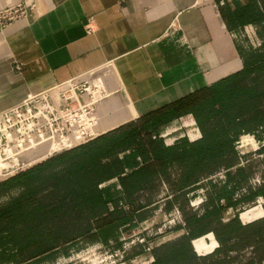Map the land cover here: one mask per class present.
Listing matches in <instances>:
<instances>
[{
  "label": "trees",
  "instance_id": "16d2710c",
  "mask_svg": "<svg viewBox=\"0 0 264 264\" xmlns=\"http://www.w3.org/2000/svg\"><path fill=\"white\" fill-rule=\"evenodd\" d=\"M221 11L234 28L262 24L263 42L259 48L242 53V68L0 180V264H35L58 248L66 252L79 239L104 243L117 240L123 225L135 227L149 217L145 205L133 207L136 192L157 177L168 176L174 164L179 170L173 183L178 191L221 167L228 170L225 182L214 190L201 215L185 212L186 231L152 247L151 264H202L205 258L197 254L192 240L209 232L219 243L214 253L231 242L264 239V218L247 223L238 216L220 220L223 206L264 196V181L237 199H233L230 187L231 182L238 185L249 177L243 165H238V135L260 132L264 139V0L261 4L247 0L234 9L227 4ZM188 114L193 116L201 136L195 140L184 136L167 145L159 135L160 129ZM258 153H264V146ZM233 166L234 172L229 170ZM112 179L116 180L100 186ZM12 190L17 192L13 194ZM4 195L7 198L1 199ZM47 196L52 206L55 199H61L60 208L67 206L70 221L83 225L52 235L53 230L42 225L49 212L45 207L50 204L43 201ZM124 203L130 208L126 209Z\"/></svg>",
  "mask_w": 264,
  "mask_h": 264
},
{
  "label": "crops",
  "instance_id": "0c3cea01",
  "mask_svg": "<svg viewBox=\"0 0 264 264\" xmlns=\"http://www.w3.org/2000/svg\"><path fill=\"white\" fill-rule=\"evenodd\" d=\"M18 1L0 0V8ZM227 4L231 7L230 0H36L26 18L0 32V107L97 70L112 91L99 104L97 132L135 119L239 70L242 53L250 49L245 42H263L260 30H247L251 23L229 26L221 11Z\"/></svg>",
  "mask_w": 264,
  "mask_h": 264
},
{
  "label": "rangeland",
  "instance_id": "374dc122",
  "mask_svg": "<svg viewBox=\"0 0 264 264\" xmlns=\"http://www.w3.org/2000/svg\"><path fill=\"white\" fill-rule=\"evenodd\" d=\"M239 1L246 2L247 0ZM230 3L231 7L236 5L234 0H230ZM261 25L262 24L251 23L247 27V30L250 32L254 29V31L257 32L261 29ZM242 30L245 32L244 29ZM245 46L246 48H259L261 44L259 40L251 39L245 42ZM190 115L191 114H188L177 118L160 129L159 135L163 137L167 145L174 143L177 139L184 136L188 137L189 140L194 137L196 128L199 129V127L195 121L192 122L193 116ZM245 134H251L256 144L253 148L248 150L250 153L243 155V158L248 160L243 165L245 171L249 172L248 179L245 182H240L238 185H235L234 182L230 183V187L233 190V199L247 195L249 190L258 188L264 181V153L259 154L258 149H255L260 144V141L263 140L260 138L261 133H241L238 135L237 140L241 139L242 135ZM235 149L239 155L240 151L236 147V142ZM49 152L50 150H46L44 153L35 154L30 161L45 156ZM235 168L236 166H233L229 168V170L234 172L236 170ZM22 169L21 167L14 168V166H11L10 172L13 170L11 173L14 174ZM227 170L228 169L225 167H221L213 174L201 178L191 186L178 191L176 186L173 185L179 174L178 166L174 164L169 167L168 176L163 175L162 177H157L151 184H148L144 189L137 191L135 194L132 205L134 208L135 206L145 205V210H147L146 213L149 214L147 219L140 222L135 227H130L128 224L123 225L117 240L110 239L108 243H104L101 240L83 241L79 239L74 245H69L66 252L62 248H58L50 257H45V259L35 264H151L154 258L152 255V247L175 239L186 231V227L184 226L185 212H187V214L194 212L198 216L201 215L205 210L204 205L209 197L214 193V190L219 189L223 183L222 180H226ZM7 173H9V171L0 173V180L5 179V176L2 175ZM223 174H225L224 178L222 176ZM256 176H258L260 182L256 179H254V182L249 181L253 177L257 178ZM115 180L116 179L109 180L103 186ZM16 192L17 190H12L13 194ZM41 193H43V191H41ZM7 196L8 195H4L1 199H6ZM43 201L50 205L45 207L49 212L47 213L48 217L46 216L47 218L43 219L42 225L49 228L50 232L53 230L52 235L62 234L63 232L68 233L69 228L83 225L81 221H70L69 215H67L69 214L66 210L67 206L63 205L60 208L62 204L61 199H55L53 206L51 203L53 201L50 200L49 196L45 197ZM220 201L222 204H225L226 200L221 199ZM56 204L58 207H56ZM124 204L126 209L130 208V204ZM259 204L263 207L264 196L257 195L252 198L242 199L233 206H223L220 212V220L226 222L238 216L243 222L247 223L259 218H264V215L255 217V215L251 214L242 217L244 211ZM263 227L264 226H261V228ZM56 228H59L60 231H56ZM212 236L214 237V235H209V233H207L197 237L198 239L194 241L193 246L195 251L197 252L198 250L201 252V254L198 252L197 254L205 258L202 260V264H264V239L261 241L247 240L241 243L231 242L224 250L214 253L219 243L217 245H212ZM259 236L260 233L257 234L256 238ZM201 242H206L207 246L198 249L196 243ZM1 248H3L2 244H0V249Z\"/></svg>",
  "mask_w": 264,
  "mask_h": 264
},
{
  "label": "built area",
  "instance_id": "2783aa9c",
  "mask_svg": "<svg viewBox=\"0 0 264 264\" xmlns=\"http://www.w3.org/2000/svg\"><path fill=\"white\" fill-rule=\"evenodd\" d=\"M35 6L36 0H19L0 8V32L13 22L26 18ZM111 94L103 75L92 70L48 88L28 92L18 101L0 107V162L14 168H25L95 138L101 134L95 130L99 120V104ZM200 136L199 131H195L191 140ZM240 143L241 139L236 141V147L240 151L239 166L248 161L243 155L250 153L248 150L242 151ZM45 145L50 149L45 156L20 161L22 155L39 151ZM262 146L264 139L255 149ZM11 172L2 176L6 178L13 174ZM222 176L224 178L225 174ZM256 177L249 181L254 182L256 179L260 182ZM224 181L225 179L222 180Z\"/></svg>",
  "mask_w": 264,
  "mask_h": 264
},
{
  "label": "bare ground",
  "instance_id": "6f19581e",
  "mask_svg": "<svg viewBox=\"0 0 264 264\" xmlns=\"http://www.w3.org/2000/svg\"><path fill=\"white\" fill-rule=\"evenodd\" d=\"M30 92H32V91H30ZM95 130L97 131V130H99V128L95 127ZM255 144L256 143H255V139L253 138V136L251 134H245V135H242V137H241V143L239 144V148H241L242 150L246 151V150H249V149L253 148L255 146ZM46 150H50V149L45 145L41 150H39V151L37 150L36 152H28V153L22 155L21 157H24V158L26 157V158H28V160H30L32 157L35 156V154L44 153ZM17 160H18V158H16V161ZM10 167H11L10 165L3 164L2 162H0V173L7 172V171L10 172ZM263 213L264 212H263V209L261 208V205H256V206L252 207L251 209L244 211L242 213V217L249 216L250 214L251 215H255V217H256V216L263 215ZM209 235H213V234L211 232H209ZM196 239H198V238H195L193 240V245H194V241ZM211 242H212V245H217L218 244L217 240L213 236H212V241ZM206 246H207L206 242L196 243V247L198 249H202V248H204ZM197 252L201 254V252H199L198 250H197Z\"/></svg>",
  "mask_w": 264,
  "mask_h": 264
}]
</instances>
